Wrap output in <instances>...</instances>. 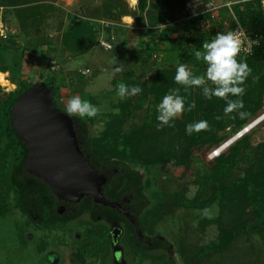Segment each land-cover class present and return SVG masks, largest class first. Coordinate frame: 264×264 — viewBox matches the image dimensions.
<instances>
[{"label":"rangeland","instance_id":"1","mask_svg":"<svg viewBox=\"0 0 264 264\" xmlns=\"http://www.w3.org/2000/svg\"><path fill=\"white\" fill-rule=\"evenodd\" d=\"M245 1L254 0H150L149 10L142 13L137 0H0V20L8 33L7 39H0V67L7 69L0 72V81L9 86L0 85V91L20 90L21 85L42 78L59 88L56 100L64 110L73 96L88 100L102 115L92 130L99 139L114 116L122 113L123 104H128L132 111L121 131L129 139L133 132L139 135L137 160L130 165L147 185L145 226L151 237L170 245L168 255L164 250L151 254L169 256L175 264H264V207L253 209L256 185L264 181V60L253 76L258 79L243 85L242 99L250 116L218 121L217 115L224 116V100L208 117L205 110L210 100L202 89L185 92L174 80L178 63L163 66L154 58L157 52L173 50L174 42L164 35L175 26L188 28L194 43L198 36L211 41L238 20L252 28L238 15ZM207 3L214 9L216 31L205 20ZM102 20L112 23L111 30L101 29ZM110 35L116 38L115 47L104 50L100 39ZM120 63L123 71L113 74V67ZM182 63L193 72L188 62ZM83 69L91 73L84 75ZM120 82L143 91L120 99ZM175 88L185 97L186 110L173 121L175 127L157 130V106ZM192 102L195 108L189 112ZM200 120L208 121L211 130L188 135L186 125ZM158 156L164 161L149 163ZM225 186L232 192L224 198L220 191ZM160 193L166 195L163 211L156 209ZM99 224L110 226L107 221L92 223L90 215L84 214L67 223L64 231L40 230L14 210L0 218V264H102L100 258L79 248L87 232L101 241ZM233 232L238 235L230 239ZM126 239L111 247L106 264H115V259L122 264H167L159 258L135 256ZM121 247L122 256L117 252Z\"/></svg>","mask_w":264,"mask_h":264},{"label":"trees","instance_id":"2","mask_svg":"<svg viewBox=\"0 0 264 264\" xmlns=\"http://www.w3.org/2000/svg\"><path fill=\"white\" fill-rule=\"evenodd\" d=\"M137 4L140 12L146 13L149 10L150 0H137ZM257 6H259L258 10ZM262 13L263 9L260 0L245 1L238 7V15H240L242 22L249 24L252 27L250 28L251 30L261 33L264 30ZM210 19L212 21V15L207 13L205 16V20H208L207 23H210ZM237 22L240 21L238 20ZM178 30H180L179 36L171 38L174 42L173 50L166 53L162 51L163 57L160 62L163 63V66H167L169 63L188 62L193 69L194 75H203L206 65L203 62L196 61L190 52L194 49L201 50L203 42L207 41L206 38L198 36L199 39L196 38L198 40L194 43L195 38L190 37L188 28L182 30L179 26L169 29L165 33L164 38L170 39V35L179 33ZM237 59L238 61L245 60L252 69V74L245 82L247 83L260 69L264 60V45L259 47L253 56L237 57ZM0 72L5 73L7 69L0 67ZM165 73L166 75L170 74L168 69L165 70ZM42 81L43 79L41 78L35 83L23 84L20 90L12 92L0 91V218L7 217L14 210H19L27 217L28 225H35L40 230L64 231L67 229V223L80 218L84 214L90 215L92 223L99 222L101 217L110 218L112 216L126 224L127 245L135 253V256L142 255L152 259L159 258L166 261L167 264H175L169 259V256L165 258L151 254L149 252L150 248L137 240L133 227L116 208L97 204L92 198L85 197L79 203L66 204L65 213L61 214L58 209L63 202L55 196L50 186L43 179L27 171L29 148L14 127L12 109L23 93ZM45 82L53 90L57 106L64 110L56 100L59 88L50 82ZM0 85L9 87L1 81ZM233 99H237V97H233ZM220 100L216 97L210 100L208 108L205 110V114L208 117L218 110ZM242 110L249 112L250 108L248 109L244 105ZM131 111L128 104H123L122 113L114 116V121L110 128L106 131L104 137L100 139L92 135V130L94 122L102 115L98 114L94 118H81L79 116H74L73 118L85 154L98 170L109 177V181L104 187L105 195L111 200L122 202L125 197L133 193V201L126 202L124 207L140 216L141 221L145 224L144 216L148 207L145 203L147 185L140 173L130 165V162L137 160L135 148L140 142L139 135L133 132L131 134L132 139H129L121 131ZM238 156L239 153H236L234 160ZM162 161H164V158L158 156V158L149 160V163L156 164ZM116 170L118 171L116 172ZM220 192V196L225 198L231 194L232 188L225 186ZM254 194L253 209L261 211L264 207V181L256 185ZM157 196L161 200L156 209L163 211L165 207L163 200L166 195L165 193H160ZM178 200L183 202L182 199L178 198ZM98 229L101 232V241L95 240L92 232H87L86 238L79 243V248L92 257L100 258L102 264H106L105 262L111 253L110 226L108 224H99ZM237 235L238 232H233L229 237L233 239ZM227 237L225 236V238ZM167 246H169V243L166 241L157 242V249L165 250Z\"/></svg>","mask_w":264,"mask_h":264},{"label":"water","instance_id":"3","mask_svg":"<svg viewBox=\"0 0 264 264\" xmlns=\"http://www.w3.org/2000/svg\"><path fill=\"white\" fill-rule=\"evenodd\" d=\"M12 118L18 135L29 148L27 171L43 179L63 202L59 206L61 214L66 203H79L85 197L124 211L120 201L105 195L109 177L85 154L74 118L57 106L54 92L45 81L19 97L12 109ZM123 233L121 224H114L113 246L121 244ZM117 252L121 256L125 254L123 247Z\"/></svg>","mask_w":264,"mask_h":264},{"label":"clouds","instance_id":"4","mask_svg":"<svg viewBox=\"0 0 264 264\" xmlns=\"http://www.w3.org/2000/svg\"><path fill=\"white\" fill-rule=\"evenodd\" d=\"M242 51L241 34L238 31L218 32L211 41H204L201 50H192L191 55L198 62L206 65L203 75H194L186 63H178L175 73V83L184 87L187 92L190 88H201L205 99L211 100L213 97L225 101L223 109L224 116L217 115L216 120L224 117L235 120L237 116L244 120L250 113L243 111L244 102L242 97L246 92L243 86L252 74V69L245 60L237 57ZM117 63L116 59L112 61ZM124 69L123 63L113 67V74L120 73ZM253 77V80H257ZM143 89L139 86L129 87L120 82L117 85V96L120 99L139 95ZM180 89H170L162 101L157 106V130H162L165 126L175 127L173 121L179 118L185 109V97L179 95ZM230 97H237L231 99ZM195 108V102L188 104L187 111L191 112ZM66 114L69 117L79 116L94 118L99 114V109L88 100H83L79 96H73L67 101ZM118 112V109H117ZM235 113V115H232ZM210 125L206 120L190 123L186 125L188 135L210 131ZM259 240V237H254Z\"/></svg>","mask_w":264,"mask_h":264},{"label":"built area","instance_id":"5","mask_svg":"<svg viewBox=\"0 0 264 264\" xmlns=\"http://www.w3.org/2000/svg\"><path fill=\"white\" fill-rule=\"evenodd\" d=\"M261 6L264 12V0H260ZM206 8L209 12V14L212 15V19L215 20V15L212 14V11L214 10L212 8L211 3L206 4ZM100 27L103 31H109L112 28V23L107 20H102L100 22ZM228 31H238L241 34V40H242V51L238 57H245V56H253L256 52V50L259 47H262L264 45V35L261 32L250 31L248 27L243 25L240 22H237L235 25L229 27L228 29L223 30L222 32H228ZM216 35V34H215ZM8 33L3 25V20L1 18L0 20V39H7ZM116 38L114 35H110L108 37H102L100 39V46L104 50H113L115 47V41ZM163 57V52H157L154 54V58L161 60ZM51 63L54 65V68L57 67V60L53 59ZM91 73V69H83L82 74L89 75Z\"/></svg>","mask_w":264,"mask_h":264},{"label":"flooded vegetation","instance_id":"6","mask_svg":"<svg viewBox=\"0 0 264 264\" xmlns=\"http://www.w3.org/2000/svg\"><path fill=\"white\" fill-rule=\"evenodd\" d=\"M118 170H116V172H117ZM91 198V197H90ZM133 198H134V194L132 193V194H130L129 196H127V197H125L123 200H122V206H123V209H124V211H120L122 214H123V216L124 217H126L127 218V220H128V223L133 227V229H134V233H135V237L137 238V240L139 241V242H141L144 246H146V247H149L150 248V250H149V252L150 253H152V251H156V250H164V249H157V242L158 241H165L164 239H161V238H159V237H151L149 234H148V232H147V229H146V226H145V224L141 221V218H140V216H137L136 214H134V213H132L131 211H130V209H127L126 207H124V204L126 203V202H132L133 201ZM145 203L147 204V206H148V203H149V201H148V198H147V194H146V199H145ZM63 204V203H62ZM66 204H73V203H66ZM58 211H59V209H58ZM65 213V210H64V212L62 213V214H64ZM100 220L101 221H107V222H110V225L113 227L114 226V224H121V226L124 228V236H122V237H124V241H125V239H126V237H127V235H126V227H125V223L123 222V221H121L120 219H118V218H115V217H110V218H103V217H101L100 218ZM111 236H112V234H111V229H110V239H111V247H112V249H114L115 248V246H113L112 245V238H111ZM170 246V245H169ZM169 246H167L166 247V249L164 250V251H166V253L167 254H169L168 253V248H169ZM115 254H116V252H115ZM116 255H118V254H116ZM118 257V256H117ZM115 264H122V263H120V261L118 260V259H115Z\"/></svg>","mask_w":264,"mask_h":264},{"label":"crops","instance_id":"7","mask_svg":"<svg viewBox=\"0 0 264 264\" xmlns=\"http://www.w3.org/2000/svg\"><path fill=\"white\" fill-rule=\"evenodd\" d=\"M213 22H214V23H213ZM208 24L211 26V29L214 28L213 31H216V30H215V27H214V26H215V20H214V19H212V21H211V19H210V23L208 22ZM212 26H213V27H212ZM183 29H184V28H183ZM183 29H182V30H183ZM176 34H177V33H173L172 35H170V39H167V40H171V38H176ZM160 52H162V51H160Z\"/></svg>","mask_w":264,"mask_h":264},{"label":"bare ground","instance_id":"8","mask_svg":"<svg viewBox=\"0 0 264 264\" xmlns=\"http://www.w3.org/2000/svg\"><path fill=\"white\" fill-rule=\"evenodd\" d=\"M252 126H254V124L252 125ZM252 126H251V128H252ZM249 129V128H248ZM242 135V134H241ZM241 137V136H240ZM225 147H223V148H221V151L224 149Z\"/></svg>","mask_w":264,"mask_h":264}]
</instances>
